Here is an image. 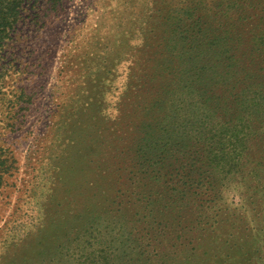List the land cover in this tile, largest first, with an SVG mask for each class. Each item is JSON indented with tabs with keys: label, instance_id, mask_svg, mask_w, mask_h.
<instances>
[{
	"label": "rangeland",
	"instance_id": "obj_1",
	"mask_svg": "<svg viewBox=\"0 0 264 264\" xmlns=\"http://www.w3.org/2000/svg\"><path fill=\"white\" fill-rule=\"evenodd\" d=\"M18 2L0 34V264H264V159L242 189L197 197L191 235L192 199L142 165L212 45L224 78L226 35L264 84V0ZM256 143L262 158L264 122Z\"/></svg>",
	"mask_w": 264,
	"mask_h": 264
},
{
	"label": "trees",
	"instance_id": "obj_2",
	"mask_svg": "<svg viewBox=\"0 0 264 264\" xmlns=\"http://www.w3.org/2000/svg\"><path fill=\"white\" fill-rule=\"evenodd\" d=\"M18 3V0H0V34L15 22ZM227 37L224 39V78L217 73L218 52L212 45V48H208L211 52L208 69H205L206 64L201 63L187 76L194 83L200 80L198 86L193 87L196 86L198 98L187 103V98L181 95L186 93V96L193 91L192 85L190 81L178 84L182 88L179 95L180 120H176L174 125L175 112L169 110L163 119L168 122L167 127H160L158 135L152 132L150 142L142 152L143 167H147V171L150 167L153 169L150 173L146 172L148 182L162 178L166 181L177 179L176 197L180 209L185 199L188 202L192 199L189 211L196 215L186 219V224L182 225L180 232L184 235L193 234L201 223L197 197L202 196L201 203L208 199H212L213 203L223 191L242 189L248 177L256 176L257 165L264 159V156L260 158L256 154L259 151L256 143L258 126L264 122V84L261 81L254 84L256 75L252 74L250 68L242 66V57L237 53L238 44L233 39L227 40ZM217 76L221 77L220 84L224 88V102L220 99L210 104L208 101L212 98L207 86L215 85L213 81ZM204 79L208 83L203 82ZM171 114L173 120H170ZM168 167L173 168L168 170ZM162 170L165 172L162 173ZM174 173L175 178L172 177ZM158 202V199L148 196V207H154Z\"/></svg>",
	"mask_w": 264,
	"mask_h": 264
}]
</instances>
